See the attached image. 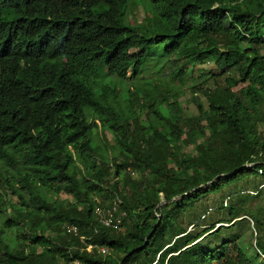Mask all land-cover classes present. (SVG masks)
Wrapping results in <instances>:
<instances>
[{
    "label": "trees",
    "instance_id": "obj_1",
    "mask_svg": "<svg viewBox=\"0 0 264 264\" xmlns=\"http://www.w3.org/2000/svg\"><path fill=\"white\" fill-rule=\"evenodd\" d=\"M129 1L0 0V264H159L166 245L150 259L148 234L176 196L215 197L239 177L264 187V0H136L149 13L141 23L126 19ZM148 63L167 89L144 77ZM204 63L213 69L197 70L196 83L193 67ZM187 78L206 104L195 116L178 101ZM125 79L135 84L124 90L116 80ZM100 128L110 145L96 143ZM181 145L195 155L180 157ZM113 200L118 229L93 213ZM261 212L253 256L226 243L192 263L264 260Z\"/></svg>",
    "mask_w": 264,
    "mask_h": 264
},
{
    "label": "rangeland",
    "instance_id": "obj_2",
    "mask_svg": "<svg viewBox=\"0 0 264 264\" xmlns=\"http://www.w3.org/2000/svg\"><path fill=\"white\" fill-rule=\"evenodd\" d=\"M144 4L145 3H138L136 0H130L128 2L126 7V19L130 23L132 21L141 23L145 17L149 16V13H146ZM261 34H264V30L261 31ZM132 52L133 51H129V53ZM163 62L164 60L160 63ZM185 66L189 68L191 65L187 63ZM94 68L98 77L106 76L107 67L105 61H97ZM204 68L207 70L213 69L212 65L209 63L193 67L191 76L196 83L200 82L199 78H196L197 70H202ZM165 70L168 69L166 68ZM144 77L158 79L157 88L159 90H165L167 89V86H170L167 85L166 73H158L153 69L152 63H148V67L144 72ZM116 82L124 90L135 84V82L129 79L116 80ZM189 82L190 80L187 78L185 85L181 88L178 101L181 103L185 116H195L196 103L200 102L203 107H205L206 104L201 96L196 95L193 97L191 95L186 87ZM239 87H241V85H239L238 88ZM139 118L141 119L142 115H140ZM257 131H264V126L259 127ZM209 135V130H204V138H207ZM183 138L184 137L182 136L181 139ZM95 141L96 143L104 141L110 145L111 136L104 129L100 128L97 130ZM179 150L180 157L182 156L181 153H186L192 156L195 155V151L191 147L181 145ZM110 151L112 150L110 149ZM256 160L259 161L258 158ZM251 166L252 165H247L245 167L249 168ZM202 167L204 170H209L208 168L205 169V166ZM136 179L137 177L135 176L134 180ZM175 181L176 178L172 177L169 181L164 182L161 187V192L158 194V197L162 203L164 194L171 190L172 184ZM104 182L109 184L107 179H105ZM262 182L263 179L258 176H249L246 180L240 183L239 177L237 181L222 188L215 197H206L198 202L191 198H186L188 192L176 196L172 202H169L167 206L162 209L159 217L156 214V222L148 234V236L151 237V240L149 246L146 248V254L152 259L153 254L160 247L166 245L164 246V249L166 250L161 255L159 264H161L163 258V264H193L191 259H193L197 253H199L200 256H206L222 244L236 243L239 248L242 247L246 253L251 252L253 256L254 253H256L254 249L253 231L258 229L259 219L262 216L261 211L264 209V187H258ZM120 188L121 186L119 185L118 189ZM105 190H107V187L104 188L105 193L96 198V201L99 203H108L111 194ZM123 191L128 193L124 188ZM6 196L14 201L10 192H7ZM58 201L68 202L70 199L63 194H59ZM145 220L146 219L142 217V221ZM1 222L2 217L0 216V224ZM215 224L218 225L215 226ZM213 226L215 227L212 230L205 232V229ZM124 229L125 228H120V231L122 232ZM199 234H202L200 238L194 244L182 248L179 252L183 250L185 251L177 258L175 255L179 252L176 254H170L181 248L185 243L195 239ZM170 256L171 258L168 261ZM263 261L264 260L259 258L255 260L254 263L264 264Z\"/></svg>",
    "mask_w": 264,
    "mask_h": 264
},
{
    "label": "built area",
    "instance_id": "obj_3",
    "mask_svg": "<svg viewBox=\"0 0 264 264\" xmlns=\"http://www.w3.org/2000/svg\"><path fill=\"white\" fill-rule=\"evenodd\" d=\"M93 213L96 221L104 228H112L118 229L120 225V218L123 217V212H120L118 209V201L113 200L109 203V205L105 207L95 206L93 209ZM65 230L68 234L75 235L76 228L72 225H68L65 227ZM81 240V239H80ZM93 248V246L87 245L85 250L89 251ZM97 251L104 255L108 252L107 248L100 247ZM264 258V257H263Z\"/></svg>",
    "mask_w": 264,
    "mask_h": 264
}]
</instances>
